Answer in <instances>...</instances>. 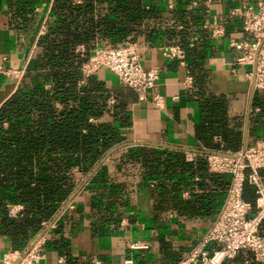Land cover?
Returning a JSON list of instances; mask_svg holds the SVG:
<instances>
[{"label": "crops", "instance_id": "crops-1", "mask_svg": "<svg viewBox=\"0 0 264 264\" xmlns=\"http://www.w3.org/2000/svg\"><path fill=\"white\" fill-rule=\"evenodd\" d=\"M189 1L143 0L145 7L156 5L159 16L146 20L141 26L144 31L134 40L142 48L143 67L159 72L152 93L164 98L162 110L148 100L138 101L135 93L120 86L116 76L106 69L93 76L118 94L119 102L126 106L130 124L120 130L122 143L106 152L86 173L75 171L78 184L72 197L74 207L59 217L57 229L45 233L40 246L44 257L37 264H92L94 260L101 264H123L128 257L133 264L177 261L212 223L228 185L219 188L209 176H199L198 172L179 176L172 171L168 177L162 166L156 178H152L135 157L136 150L141 149L144 154L155 152L162 160V153L181 154L184 161L185 153H190L197 156V163H205L203 155L207 153H236L264 141V110L258 104L264 100V93L246 80L244 75L251 67L236 63L241 52L239 43L250 37L241 31L240 19L229 16L232 7L260 0H212L208 8L200 6L199 12L190 9ZM52 2L0 0V67L10 70L8 75L0 74V107L19 87L31 82L24 75L40 24L47 18ZM178 11L194 15L189 37L200 35L195 46L186 51L185 66L167 60L157 49L159 44H176L167 41L162 30L168 26L181 30L178 26L182 25L172 20V12ZM200 21L223 25V37L213 40L206 33H199L196 28ZM26 61V70L19 77L14 70L26 65ZM194 65L200 72L192 70ZM200 73L201 86L195 82ZM188 74L192 77L191 87L184 84ZM200 94L203 98L224 100L227 139L218 133L207 138L196 134L201 124ZM213 172L225 182V177L229 178ZM179 179L183 182L178 183ZM187 203L192 206L185 210L183 206ZM45 230L41 228L21 250H12L8 237L0 235V264L4 253L23 251ZM132 242H144L147 247L131 251ZM248 253L240 252L239 256L245 259L242 264H247L245 261L257 264Z\"/></svg>", "mask_w": 264, "mask_h": 264}, {"label": "trees", "instance_id": "trees-1", "mask_svg": "<svg viewBox=\"0 0 264 264\" xmlns=\"http://www.w3.org/2000/svg\"><path fill=\"white\" fill-rule=\"evenodd\" d=\"M146 5L143 0H53L45 31L24 75L31 82L19 87L0 107V235L8 237L12 250L23 249L74 192L78 184L75 169L86 173L122 143L120 130L130 124L125 104L93 76L78 85L80 67L96 46L134 40L144 31L141 26L146 20L158 18L157 6ZM172 20L182 29L168 26L162 30L164 37L190 50L187 43L194 15L172 12ZM78 46L84 47L83 54L76 50ZM192 70L200 72L197 65ZM202 78L200 73L196 84L201 86ZM200 96L201 124L196 134L207 138L218 133L226 138L224 100ZM110 97L112 105L108 104ZM258 104L264 110V100ZM136 152L135 157L152 178L162 166L168 177L172 171L179 176L198 172L199 176H209L219 188L229 184V178L225 177V182L214 169L208 170L206 162L192 165L181 154L162 153V160L155 152ZM180 179L178 183L183 182ZM254 198L253 188L245 183L243 199L253 204ZM12 204L22 206L16 217L7 215ZM191 206L187 203L183 209ZM240 252L228 264H242L245 259Z\"/></svg>", "mask_w": 264, "mask_h": 264}, {"label": "built area", "instance_id": "built-area-1", "mask_svg": "<svg viewBox=\"0 0 264 264\" xmlns=\"http://www.w3.org/2000/svg\"><path fill=\"white\" fill-rule=\"evenodd\" d=\"M79 1L76 0V2ZM211 2L212 0H190L189 7L199 12L200 6L208 8ZM168 8L171 9L172 5L168 4ZM229 16L239 18L241 31L250 37L239 43L241 52L237 55L236 63L251 67L244 76L246 80L253 83L256 90L264 93V0L232 7L229 10ZM46 19L44 18L40 24L37 39L33 45L34 49L38 38L45 31ZM178 28L182 29V26ZM196 29L199 33H206L207 37L213 40L224 35V27L220 24L200 21ZM19 37L22 39L21 35ZM199 38V34L189 37L188 49L193 48ZM157 49L167 60L186 65V50L180 45L159 44ZM76 50L81 54L85 51L83 46H78ZM142 60V48L135 40L127 38L118 45L102 43L89 52L87 59L81 65V78L78 85H82L98 70L106 69L116 76L120 86L131 89L138 101L148 100L152 106L162 110L164 98L158 93H152L159 72L157 69H145ZM26 66L27 61L26 65L15 69V73L21 77ZM9 72L10 70L0 67L1 75H8ZM184 84L191 87L192 77L189 74ZM113 103L114 100L110 97L108 104ZM203 159L207 167L229 176L225 198L209 227L180 259L171 264H228L240 251H248L251 261L264 264V228H262L264 222V141H258L255 145L236 153H207L203 155ZM185 161L195 165L197 156L185 153ZM245 183L253 188L255 195L253 204L243 199ZM154 184L155 181L150 183L151 186ZM72 194L61 204L60 213H57L53 219L42 223V228L45 227L46 230L41 235H37L23 251L4 253L1 264H37L41 261L44 255L40 246L44 242L45 233L57 229L59 217L66 210L73 209L74 192ZM21 210L20 204L9 205L7 215L16 217ZM129 247L131 251H134L144 249L147 245L144 242H132ZM245 263L249 264V261ZM92 264H101V262L94 260ZM123 264H133L132 258L125 259Z\"/></svg>", "mask_w": 264, "mask_h": 264}]
</instances>
